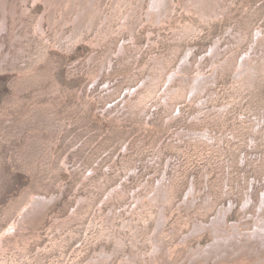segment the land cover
<instances>
[{"label":"rangeland","instance_id":"rangeland-1","mask_svg":"<svg viewBox=\"0 0 264 264\" xmlns=\"http://www.w3.org/2000/svg\"><path fill=\"white\" fill-rule=\"evenodd\" d=\"M156 1L0 6V264H264V0Z\"/></svg>","mask_w":264,"mask_h":264},{"label":"bare ground","instance_id":"bare-ground-1","mask_svg":"<svg viewBox=\"0 0 264 264\" xmlns=\"http://www.w3.org/2000/svg\"><path fill=\"white\" fill-rule=\"evenodd\" d=\"M195 1H201V0H195ZM162 2H163V0H160V2H158V1H156V3H155V5H154V8L155 9H157L158 7H160V5L162 4ZM5 4H6V0H0V6H5ZM44 19V18H43ZM218 43V42H217ZM218 45V44H217ZM217 45L215 44V45H212V47H211V51L210 52H212V53H215L216 51V47H217ZM245 61V60H244ZM244 64V63H243ZM245 66V65H244ZM244 68V67H243ZM177 74H179V73H177ZM203 79V75H200L199 77H196V80H198L199 82H201V80ZM197 81V82H198ZM55 198V196H52L51 198H48V197H45V196H35L34 198H33V202H32V204H33V206L35 207V208H37V207H39V206H41V208H42V206H44V205H46V204H48V203H50L51 201H53V199ZM34 208V209H35ZM40 208V207H39ZM39 208H37V210L39 209ZM27 210V209H26ZM26 210H25V212H24V214L21 216L22 217V219H21V221L23 220V218L24 217H29V213L28 212H30V210H32V208L31 209H29V211L28 212H26ZM35 211H36V209H35ZM32 213L34 212V210L33 211H31ZM37 213V212H36ZM34 215V214H33ZM32 215V216H33ZM35 216V215H34ZM31 217V216H30ZM21 221H20V224H21ZM222 222V221H221ZM263 222V221H262ZM212 223H210L209 225L212 227L213 226V224L211 225ZM219 225V224H218ZM234 225V224H233ZM260 226H263L264 227V225L263 224H260V225H257V228H256V231L255 232H258V233H250V235H251V237L248 239V238H244V235H243V238L244 239H242L241 237H239L241 240H242V244L240 245V247H238L239 249H246V247H248V245H249V243H246L245 242V240L247 239V241L248 242H250L252 239H253V237L255 238V235L256 236H258V237H256L257 239V241L258 242H263V244H264V228H262V227H260ZM211 227H209V228H211ZM13 229H14V226L13 227H11V228H9L8 229V232H12L13 231ZM213 230H214V233H216V234H218V232H219V230H218V228H217V225H216V227H214L213 228ZM233 230L234 231H236L235 233H237V231L239 230H237V228L236 227H233ZM233 231V232H234ZM14 232V231H13ZM240 232V231H239ZM220 233V232H219ZM215 234V235H216ZM222 234V233H221ZM225 234V233H224ZM242 234V233H241ZM244 234V233H243ZM246 234H248V233H246ZM258 234V235H257ZM236 235H238V234H236ZM235 235V236H236ZM234 236V235H233ZM241 236V235H240ZM247 237H248V235H247ZM238 238V237H237ZM221 240V239H220ZM217 241V240H216ZM215 241V242H216ZM230 241V240H229ZM223 242H224V240H223ZM255 242V241H254ZM225 244H226V241L224 242ZM228 243V242H227ZM262 244V245H263ZM224 245V244H223ZM253 245V244H252ZM225 246V245H224ZM227 246V245H226ZM228 246H229V244H228ZM160 247V246H159ZM217 247H219V244H218V242H217ZM217 247H216V245L214 244V243H209V245L207 246V245H203V246H200L199 247V249L198 250H196L195 251V253H197V254H201V255H203L204 254V257H210L214 252L216 253V249H217ZM156 248H158L157 246H156ZM209 248H211V250H209ZM225 249L227 248V247H224ZM252 248V247H251ZM254 249H255V247H253ZM238 249V250H239ZM159 250V249H158ZM236 249H234V250H228V252L227 253H225L224 252V255H229V254H232V253H234V251H235ZM219 251H221V250H218V252ZM227 251V250H226ZM217 252V253H218ZM223 252V251H222ZM104 254V253H103ZM220 255H221V252H220ZM219 255V256H220ZM200 256V255H199ZM132 257V256H131ZM204 257H202V258H204ZM133 258V257H132ZM131 258V259H132Z\"/></svg>","mask_w":264,"mask_h":264}]
</instances>
